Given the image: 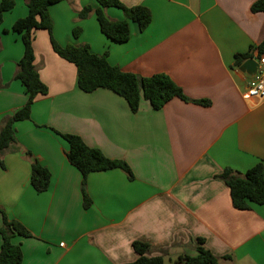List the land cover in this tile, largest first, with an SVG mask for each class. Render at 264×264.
Returning a JSON list of instances; mask_svg holds the SVG:
<instances>
[{
  "label": "crops",
  "instance_id": "obj_1",
  "mask_svg": "<svg viewBox=\"0 0 264 264\" xmlns=\"http://www.w3.org/2000/svg\"><path fill=\"white\" fill-rule=\"evenodd\" d=\"M121 1L151 11L145 31L130 21L129 40L114 42L101 31L96 0H68L49 9L55 41L88 44L140 77L167 74L189 99L211 105L174 98L157 111L143 99L133 113L112 91L85 93L76 66L54 52L47 30L36 31L35 65L49 92L37 97L30 120L15 123L17 142L0 156V209L32 234L12 239L22 264H128L138 257L136 241L149 244L153 256L165 250L166 264H177L181 255L197 256L199 239L220 264H264V205L236 209L218 178L264 159V99L247 97L251 76L234 67L237 55L264 40V13L251 10L258 0ZM85 7L92 13L80 19ZM104 12L125 19L121 9ZM27 15V1L16 0L0 28V129L28 99L15 79L24 46L12 30ZM62 134L125 161L134 179L120 169L91 173L86 208L83 176L68 161ZM35 160L51 174L42 193L31 183Z\"/></svg>",
  "mask_w": 264,
  "mask_h": 264
},
{
  "label": "trees",
  "instance_id": "obj_2",
  "mask_svg": "<svg viewBox=\"0 0 264 264\" xmlns=\"http://www.w3.org/2000/svg\"><path fill=\"white\" fill-rule=\"evenodd\" d=\"M28 15L18 19L13 25V32L20 35L24 46V54L18 63L15 79L18 80L28 99L24 107L7 116L0 129V156L17 142L15 123L31 119L32 106L38 96L48 94V87L41 80L35 65L34 34L38 30H47L50 34L52 48L62 59L74 64L77 69L78 88L85 93H92L98 89H107L124 98L133 113H137L143 99L148 101L154 110H161L174 98L202 106H210L208 100H191L182 88L167 74H155L150 77H140L134 73L125 72L108 61V53L98 55L92 53L88 44L60 46L53 37V21L49 9L52 5L68 0H26ZM100 8L96 11L102 33L117 43H125L130 38V21L138 24L141 31H145L152 22L151 11L145 6L128 7L121 0H96ZM16 7V0H0V28L5 15ZM109 7L121 9L125 15L122 21H114L105 15L104 10ZM251 10L253 13H264V0L256 1ZM92 13L90 7H85L78 13L80 19H87ZM80 29L74 30L78 37ZM255 53L264 55V40L246 54L236 56L234 67L240 68L245 62L255 58ZM69 144L66 156L71 165L83 176L82 192L84 206L90 205L86 191L87 177L91 173L120 169L130 180L134 179L129 165L123 160H112L100 149L89 147L77 135L62 134ZM31 156L30 153H27ZM230 189L233 206L238 210H249L252 204L264 205V159L245 173L232 169H225L218 176ZM50 171L37 160L32 162L31 183L39 192H45L50 186ZM3 225L0 227L2 245L0 247V264H22L23 253L19 245L12 239L16 235L32 237V234L20 222L10 220L0 209ZM204 240L199 239L197 256L181 255L176 259L177 264H220L221 259L203 247ZM138 255L137 259L128 264H166V251L152 255V247L144 242L136 241L132 244ZM224 259H230L226 257Z\"/></svg>",
  "mask_w": 264,
  "mask_h": 264
},
{
  "label": "built area",
  "instance_id": "obj_3",
  "mask_svg": "<svg viewBox=\"0 0 264 264\" xmlns=\"http://www.w3.org/2000/svg\"><path fill=\"white\" fill-rule=\"evenodd\" d=\"M258 66L254 76L250 77L247 83V97L253 99H264V55L255 53Z\"/></svg>",
  "mask_w": 264,
  "mask_h": 264
},
{
  "label": "water",
  "instance_id": "obj_4",
  "mask_svg": "<svg viewBox=\"0 0 264 264\" xmlns=\"http://www.w3.org/2000/svg\"><path fill=\"white\" fill-rule=\"evenodd\" d=\"M257 66H258L257 60L256 59H251V60H248L247 62H245L239 68V70L242 73H245V74H247L249 76H254L256 74V71H257Z\"/></svg>",
  "mask_w": 264,
  "mask_h": 264
}]
</instances>
